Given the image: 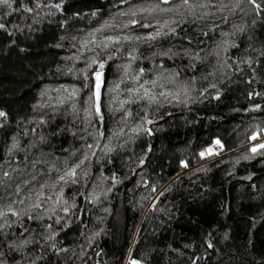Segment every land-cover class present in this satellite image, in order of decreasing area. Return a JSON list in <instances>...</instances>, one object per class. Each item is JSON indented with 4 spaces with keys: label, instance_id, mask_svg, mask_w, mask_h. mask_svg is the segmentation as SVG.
<instances>
[{
    "label": "trees",
    "instance_id": "16d2710c",
    "mask_svg": "<svg viewBox=\"0 0 264 264\" xmlns=\"http://www.w3.org/2000/svg\"><path fill=\"white\" fill-rule=\"evenodd\" d=\"M0 24V264H264V0H7Z\"/></svg>",
    "mask_w": 264,
    "mask_h": 264
},
{
    "label": "rangeland",
    "instance_id": "374dc122",
    "mask_svg": "<svg viewBox=\"0 0 264 264\" xmlns=\"http://www.w3.org/2000/svg\"><path fill=\"white\" fill-rule=\"evenodd\" d=\"M198 7H200V6H198ZM194 11H196V9L195 8L194 9L192 8L191 9V12H194ZM189 13H190V11H187L185 13L186 14L185 16H187L188 18H190V14H191V13L190 14ZM98 72H101V71H98ZM101 74H102V72H101ZM95 77H96V74H95ZM101 80H102V76H101ZM95 91H96V88H95ZM261 142H264V137L262 139H260V140H254L251 143V147L253 149H256L258 146H260ZM209 149H211V152L208 151ZM220 150H221V147H220V145L218 143L213 144L210 148H208L206 150V152L202 155V157H205V158L206 157H209V156L218 157L219 154H220ZM133 262H135V264H138L136 261L129 260L128 258L126 259L125 264H133Z\"/></svg>",
    "mask_w": 264,
    "mask_h": 264
},
{
    "label": "snow or ice",
    "instance_id": "6c2138e0",
    "mask_svg": "<svg viewBox=\"0 0 264 264\" xmlns=\"http://www.w3.org/2000/svg\"><path fill=\"white\" fill-rule=\"evenodd\" d=\"M7 0H0V3H6ZM4 25L0 24V28H3ZM104 65L100 64V68L103 69ZM101 72H97L96 73V91L94 93L95 95V106H96V112L97 114L100 113V86H101ZM4 115V113L0 112V116ZM219 143V142H217ZM261 147H264V145H261ZM209 152H211V149L208 150ZM253 151H255V149H253ZM203 155V153L201 154ZM133 264H135V262H133Z\"/></svg>",
    "mask_w": 264,
    "mask_h": 264
},
{
    "label": "water",
    "instance_id": "95a60500",
    "mask_svg": "<svg viewBox=\"0 0 264 264\" xmlns=\"http://www.w3.org/2000/svg\"><path fill=\"white\" fill-rule=\"evenodd\" d=\"M102 76V75H101Z\"/></svg>",
    "mask_w": 264,
    "mask_h": 264
}]
</instances>
